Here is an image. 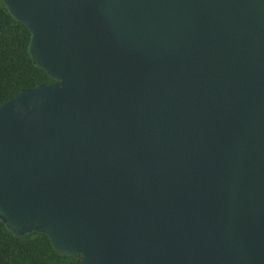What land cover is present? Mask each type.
Masks as SVG:
<instances>
[{"label":"water","instance_id":"95a60500","mask_svg":"<svg viewBox=\"0 0 264 264\" xmlns=\"http://www.w3.org/2000/svg\"><path fill=\"white\" fill-rule=\"evenodd\" d=\"M53 79L0 104V219L81 264H264V0H0Z\"/></svg>","mask_w":264,"mask_h":264},{"label":"trees","instance_id":"16d2710c","mask_svg":"<svg viewBox=\"0 0 264 264\" xmlns=\"http://www.w3.org/2000/svg\"><path fill=\"white\" fill-rule=\"evenodd\" d=\"M31 34L0 1V104L21 90L53 79L37 67L28 48ZM83 256L60 254L44 233L15 236L0 219V264H81Z\"/></svg>","mask_w":264,"mask_h":264}]
</instances>
